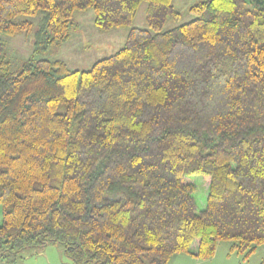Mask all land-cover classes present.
I'll return each instance as SVG.
<instances>
[{
	"label": "trees",
	"instance_id": "obj_1",
	"mask_svg": "<svg viewBox=\"0 0 264 264\" xmlns=\"http://www.w3.org/2000/svg\"><path fill=\"white\" fill-rule=\"evenodd\" d=\"M143 2L149 29L88 70L7 57L5 35L41 51L77 11L111 29ZM190 12L163 31L173 0H0L1 258L61 244L72 264H171L264 245V0Z\"/></svg>",
	"mask_w": 264,
	"mask_h": 264
},
{
	"label": "rangeland",
	"instance_id": "obj_2",
	"mask_svg": "<svg viewBox=\"0 0 264 264\" xmlns=\"http://www.w3.org/2000/svg\"><path fill=\"white\" fill-rule=\"evenodd\" d=\"M208 0H173L175 8L181 16L178 20L168 18L163 31L174 28L194 19L190 8ZM147 3L143 2L132 25L100 29L95 23L93 9L75 12L76 27L72 30L67 41L58 46L38 51L35 37L20 33L14 36H3L8 59L14 70L18 71L24 63L34 59H58L65 61L72 70H88L98 60L113 55L126 44L128 33L132 27L149 29L146 21ZM197 184L196 197L200 208L206 206L208 182L201 177H193ZM3 208L0 204V224L2 223ZM232 243L221 241L214 253L208 259L194 258L188 255L176 256L171 264H260L264 259V245H260L247 258L244 253L231 250ZM0 264H72L64 254L61 244H51L43 248H27L9 258H1Z\"/></svg>",
	"mask_w": 264,
	"mask_h": 264
},
{
	"label": "crops",
	"instance_id": "obj_3",
	"mask_svg": "<svg viewBox=\"0 0 264 264\" xmlns=\"http://www.w3.org/2000/svg\"><path fill=\"white\" fill-rule=\"evenodd\" d=\"M189 256V255H188ZM192 257V256H191Z\"/></svg>",
	"mask_w": 264,
	"mask_h": 264
}]
</instances>
